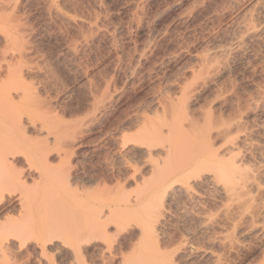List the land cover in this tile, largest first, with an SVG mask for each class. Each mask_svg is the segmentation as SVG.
Instances as JSON below:
<instances>
[{
	"label": "rangeland",
	"instance_id": "obj_1",
	"mask_svg": "<svg viewBox=\"0 0 264 264\" xmlns=\"http://www.w3.org/2000/svg\"><path fill=\"white\" fill-rule=\"evenodd\" d=\"M257 1L264 2L0 0V149L19 144L24 162L16 170L27 173L32 165L39 183H16L13 171L0 165V264H48L54 253L41 259L34 239L27 238L34 223L52 218L67 235L92 226L109 207L114 209L107 214L110 220L123 215L118 209L124 210L137 194L138 178L150 172L135 146L141 128L166 129L172 111L184 124H237L239 133L257 130L256 138L264 139V126L258 128L264 113L257 107L264 102V45L250 42V57L232 51V37ZM18 80L27 90L24 97L13 91L10 101L4 86ZM197 83L204 85L191 92ZM15 114L22 116L25 140L11 131ZM45 143L50 149L39 151ZM243 162L251 169L256 165L250 156ZM21 195L23 204H17ZM35 198L38 209L54 205L52 217H33ZM178 215L165 226L169 230L162 229L169 240L188 233L191 242L167 252L185 245L191 259L177 255L176 264H213L197 253L210 248L214 237L224 240L232 222H223L213 235ZM261 225L258 234L223 242L217 251L223 264H264V220ZM108 231L104 239L88 243L69 235L71 255L55 262L143 264L141 254L156 255L145 246L133 252L138 231L115 225Z\"/></svg>",
	"mask_w": 264,
	"mask_h": 264
},
{
	"label": "bare ground",
	"instance_id": "obj_2",
	"mask_svg": "<svg viewBox=\"0 0 264 264\" xmlns=\"http://www.w3.org/2000/svg\"><path fill=\"white\" fill-rule=\"evenodd\" d=\"M252 10L249 19L238 27L232 37L235 47L232 50L233 54L236 52V54H244L243 56L247 55L248 57L250 53L247 46L250 42H260L264 45V2L257 1ZM203 85L202 83L195 84L191 92L198 91ZM4 88L8 90L7 97L10 101H13V91L18 97H24L27 90L25 83L20 80L16 83L5 84ZM262 103L257 107L264 113V102ZM173 114L172 111L171 122L166 124V129H155L144 125L141 128L139 139L135 141L137 149H141L145 155V166L149 167L150 172L141 175L140 179H136L139 183L138 191L135 192L137 194L134 195L135 198L132 197V200L127 202L124 208L130 212L118 209L117 212L121 211L124 214L118 217L116 221L115 216L110 220V216L108 215V217L107 214L114 213V209L109 207V212L101 210L100 214L98 213L99 216L94 224H91L92 226L89 224L83 228L79 227L76 232L71 230L67 235L63 233L58 223L52 221V218L51 220L47 219L44 224L34 223L27 238L34 239V250H39L41 259L49 256L48 251L54 253L52 258H48V264H57L55 257L57 260L68 259V256L71 255L69 235L71 237V235L76 234L75 237L78 242L88 243L91 239L97 240L102 237L104 239L109 228L115 225L121 231H138V234L135 232L137 235L133 232V236L135 235V239L140 236V243L133 244V252L138 251L140 247L144 248V246L147 250L152 249L156 252L155 256L141 254L139 258L143 264H176L177 255H181L182 260H184L183 258L189 260L192 255L185 245H180L181 247L176 251L167 252L176 244L186 243L188 245L191 242L188 233H182L178 241L168 238L166 231L169 228L166 229L165 226L173 222L171 221L172 218L178 217L180 212L184 222L188 221L197 226V229L213 235L216 234V230H222L221 224L223 222H232L230 228L226 230L224 240L214 237V240L209 244L210 248L207 247L198 253L196 252L197 257L210 259L213 264H223V256L218 254V250L222 248L223 244H226L223 243L224 241H229L232 244L233 241L236 243L240 240L238 236L245 238L243 236H253L255 233L258 234L257 232L260 233L261 228H263L261 223L264 220V179H262L264 178L262 177L264 176V154L262 152L264 139L258 140L256 138L257 130L254 133L252 128V133L248 134L245 131L243 134L240 132L242 135L238 132L237 124L212 127L209 120H205L202 124L195 122L184 124L180 120H174ZM21 120V114H15L10 120V128L14 135H19L24 139L26 128H24ZM263 126L264 121L258 128ZM242 141L246 142L247 150L241 149L240 143H243ZM50 146L49 143H45L38 150L45 152L50 149ZM4 148L1 147L0 149V165L13 171L12 179L21 185L30 184L28 183L29 179L34 183L32 187L39 184L37 183V176H35L36 173L30 169L32 165H30L27 173L23 170H16L20 166L19 163L24 162L21 161L23 150H21L20 145L8 144ZM247 156L252 157L256 162V167L254 166L253 169L243 162ZM141 164L143 165L144 161ZM17 197H12L11 201ZM23 201L22 195L15 200L16 203L19 202L20 204H23ZM36 205L37 200L35 198L30 206L34 218L42 216L50 218L54 205L45 209L46 211L39 208L40 212ZM162 228L166 231H163ZM67 230L69 231L70 228ZM27 241L22 239L21 242L27 243ZM12 244L14 245V243ZM37 255L39 254L36 253ZM124 258L121 256V259ZM39 263L45 264L42 261Z\"/></svg>",
	"mask_w": 264,
	"mask_h": 264
}]
</instances>
